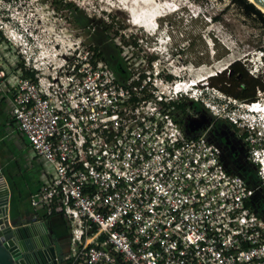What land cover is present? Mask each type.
<instances>
[{"label":"built area","instance_id":"built-area-1","mask_svg":"<svg viewBox=\"0 0 264 264\" xmlns=\"http://www.w3.org/2000/svg\"><path fill=\"white\" fill-rule=\"evenodd\" d=\"M147 80L118 82L88 50L48 57L0 11V91L47 170L30 199L36 221L64 218L70 264H264L255 190L224 168L206 131L186 136L173 108L186 98L233 125L264 190V93H223L218 105L197 85Z\"/></svg>","mask_w":264,"mask_h":264},{"label":"rangeland","instance_id":"rangeland-1","mask_svg":"<svg viewBox=\"0 0 264 264\" xmlns=\"http://www.w3.org/2000/svg\"><path fill=\"white\" fill-rule=\"evenodd\" d=\"M159 1L169 6L157 18V29L150 31L134 24L139 23L140 16L144 17L143 11L139 9L136 15L139 17L135 19L134 12L127 8V3L131 2L135 4V10L138 9V0H0V11L5 23L15 26L21 32L32 33V40L42 45L43 53L47 52L50 56L56 52V58L60 61L76 48L93 53L98 44L96 39H100L98 35L107 34L103 23L113 22L114 28L108 32V37L121 52V60L130 73L126 82H134L141 75L146 77V81L150 77V82H154L157 75L158 79L170 76L169 82H198L197 88L206 89L204 101H213L218 105L222 103L224 94L216 91L219 85L212 88L209 79H202L203 74L214 73L213 76H216L225 71L227 78L230 65L236 61L240 66L247 65L253 75L263 73L264 54L261 49H264V27L256 18L248 16L233 0H157L158 3ZM76 9L92 20V23L88 26L79 25L72 14ZM201 105L212 116L210 110L204 104ZM1 112L2 109L0 168L10 190L11 219L23 224L31 218H25L17 212V204L20 201L26 203L28 192L20 188L19 180H14L13 175L15 169L18 171V167L24 168L22 165H26L27 151L23 143L27 140L22 137L25 141H18L9 123L10 116L6 123L7 115L5 113L3 116ZM178 118L188 137L201 135L205 131L202 129L190 133L187 128L190 117ZM210 123L211 119L207 116L206 127ZM226 124L219 121L214 128L226 131ZM211 131L206 138L214 142L210 137ZM232 139L237 140L236 137ZM222 152V164L230 172H234L229 168L231 163L242 165V172L236 173L255 190L249 201L250 208L264 219V190L257 189L259 182L256 170L246 161L243 162V155L235 160L228 148H223ZM32 176L38 180L37 170L32 172ZM30 183L31 180L27 178L26 184ZM25 209L27 213L30 211L27 206ZM55 221L60 222L58 219ZM45 223L50 225L48 220ZM58 232L54 231L53 237L59 250V246L65 244ZM66 233L65 228L64 235ZM66 254L61 253V259ZM61 264H65L64 259Z\"/></svg>","mask_w":264,"mask_h":264},{"label":"trees","instance_id":"trees-1","mask_svg":"<svg viewBox=\"0 0 264 264\" xmlns=\"http://www.w3.org/2000/svg\"><path fill=\"white\" fill-rule=\"evenodd\" d=\"M236 4H238L244 12L248 16H253L256 18L264 27V14L259 11L254 5L249 3L247 0H233ZM70 6V5H65V7ZM81 12L76 9L75 12L72 14L74 15L76 22L81 25V26H88V24L92 23V20L84 17ZM114 23L110 22L108 24L103 23L104 26V32L107 34L104 36L98 35L100 39H96L98 44H96V47H94V52H95V59L97 60H102L104 61L109 68L112 70L114 73L116 80L120 83H125L129 78H130V73L128 72L127 67L123 64L121 60V55L120 51L118 50L117 46L112 43L111 38L108 36V32L113 29ZM103 32V33H104ZM115 35L117 34L114 33ZM96 35V34H95ZM94 38V36H93ZM92 38V39H93ZM94 40V39H93ZM109 48V49H107ZM262 53L264 54V49H261ZM93 52V53H94ZM228 77L226 78V72L223 71L219 75L212 76L209 78V81H211L210 86L212 88H217L219 85V88L221 92H223L225 95L232 97L236 100L239 101H254L256 100V95L258 92L264 93V71L261 74L258 75H253L250 73L247 65H242L240 66L239 63L236 61L232 63L229 67V72H228ZM146 77L144 75H141L139 77L138 82H134V85H140L141 82L145 79ZM166 79H171L170 76L165 77ZM210 83V82H209ZM174 108V119L180 124L181 126V119L180 118H185L186 117V110H190L194 112V110H197L199 108H202V105L200 103H195L189 99H181L178 102H175L173 104ZM188 110L189 113H191ZM206 111V109H204ZM207 112V111H206ZM208 117H210L211 121L214 120L208 112L206 113ZM223 121V120H219ZM228 125H231L230 123L226 122ZM233 127V125H231ZM182 127V126H181ZM183 132L184 129L182 128ZM208 142H210L208 140ZM60 214L53 212L51 216L46 218L45 220H49L50 218L54 217L55 215ZM62 217V216H61ZM68 225V224H67ZM71 260H67L65 264H70Z\"/></svg>","mask_w":264,"mask_h":264},{"label":"water","instance_id":"water-1","mask_svg":"<svg viewBox=\"0 0 264 264\" xmlns=\"http://www.w3.org/2000/svg\"><path fill=\"white\" fill-rule=\"evenodd\" d=\"M264 13V0H249ZM207 121L190 117L188 131L206 129ZM10 190L0 168V264H61L52 228L45 221L20 224L10 216Z\"/></svg>","mask_w":264,"mask_h":264},{"label":"crops","instance_id":"crops-1","mask_svg":"<svg viewBox=\"0 0 264 264\" xmlns=\"http://www.w3.org/2000/svg\"><path fill=\"white\" fill-rule=\"evenodd\" d=\"M1 109L3 110L2 115L4 116L5 113L7 115V121L6 123H8L9 120V116L11 118V121L9 122L11 124V128L14 130V132L16 133V138L18 139V141L22 140V136L17 132L16 128H15V124L13 121V117L11 115V101H10V95L7 93H4L2 91H0V111ZM5 109L7 110L5 112ZM186 113H189L188 111ZM192 113V114H191ZM189 113V115H187L188 117H195L193 112ZM206 130V129H205ZM204 132V131H203ZM23 144H25V149L27 151V155H26V165H22L24 168L18 167L20 168L18 171L17 169L14 170V180H19L18 183H20V188H23L25 192H28V197L30 198V195H34L37 191H39L42 186L45 183L46 180V167L44 165V163L35 158L34 155L32 154L28 143L25 141ZM14 160V159H13ZM222 161V160H221ZM2 165V164H1ZM224 166V165H223ZM225 168V167H224ZM226 169V168H225ZM35 170H37L38 172V180L36 181V179L32 176V172ZM227 170V169H226ZM229 173L230 170H227ZM29 178L31 180L30 185L26 184V179ZM23 192V191H22ZM31 195V196H32ZM27 198L26 203H23L22 201H20L17 205L18 209L17 212H19L23 217L27 218H33V219H37V215H39L40 211H36L34 210L31 205H30V199ZM26 206L30 208V211H26ZM55 219H58L60 222H56ZM48 221H50V227L52 228L53 231H55V233H57L58 231V235H64V230L65 228L67 229V233H69V227L67 225V223L65 222L64 218L59 216V215H55L54 217L50 218ZM58 228V230H57ZM60 245V243H59ZM59 252L63 253H68V247L67 246H59ZM60 253V254H61ZM64 256V255H63Z\"/></svg>","mask_w":264,"mask_h":264},{"label":"flooded vegetation","instance_id":"flooded-vegetation-1","mask_svg":"<svg viewBox=\"0 0 264 264\" xmlns=\"http://www.w3.org/2000/svg\"><path fill=\"white\" fill-rule=\"evenodd\" d=\"M193 114L195 117H198L204 121H207L206 111L204 109L199 108L197 110H194ZM187 115H189V113L186 114V116ZM217 122H219V120L216 118H214V120L211 121V123L206 127V130H205L206 135L209 131L212 130V128H214L215 123H217ZM222 122H226V121H222ZM224 127L227 129L226 131L219 129L218 127L214 128V130L211 131V136H210L212 141H214V142H210V143H213L214 145H216L218 147V149L220 151V157L223 156L222 151H223V148L226 147V148H228L230 153L234 156L233 158L235 160L241 158L243 155V160H244L243 162L245 163V161H246L248 164H250L256 170V167L254 166V164H252L249 161L248 145L244 141V135H240L234 126L232 127L231 125L226 124ZM233 137H236L237 140L234 141L232 139ZM221 160H222V158H221ZM241 166L242 165H240V163L235 162V163H231L229 168L234 171V172H232V174L238 175L236 172H242V170H243V167H241ZM246 184H247V182H246ZM61 236H62L61 240H63L65 246L68 247L69 233H66L65 235H61Z\"/></svg>","mask_w":264,"mask_h":264},{"label":"bare ground","instance_id":"bare-ground-1","mask_svg":"<svg viewBox=\"0 0 264 264\" xmlns=\"http://www.w3.org/2000/svg\"><path fill=\"white\" fill-rule=\"evenodd\" d=\"M132 1V0H131ZM249 3H251L249 0H247ZM124 3V2H123ZM157 0H143L140 1L138 0V9L135 10V4L129 2L127 3V8H129L130 10H132L134 12V17L135 19H138V17L136 16L137 13L139 12V9L142 10L143 12V16H140V21L139 23H134L135 26L139 25L142 28H146V30L150 31V30H156L157 29V18L160 16V13H162L163 10H166V6H169L167 3L166 5H163L160 3L157 4ZM125 4V3H124ZM252 4V3H251ZM157 5V7H155ZM254 5V4H252ZM255 6V5H254ZM256 7V6H255ZM154 8V9H153ZM257 8V7H256ZM153 9V10H152ZM258 9V8H257ZM259 11H261L260 9H258ZM129 11V10H127ZM262 12V11H261ZM130 13V12H129ZM263 13V12H262ZM264 14V13H263ZM142 15V14H141ZM131 23V22H130ZM56 52H53L51 55H57L55 54ZM51 55L48 57H51ZM220 68V67H219ZM217 70V69H216ZM215 70V71H216ZM219 71V69L217 70ZM213 72V71H212ZM218 73V72H217ZM213 75H215L214 73H209V74H203V78L202 79H209L210 77H212ZM201 76V77H202ZM200 77V78H201ZM193 81V80H192ZM198 82H193V83H188L186 82L185 85L187 86L186 88H181V89H191L190 85H197ZM255 111L259 112V109H256ZM263 111V110H262ZM261 112V111H260Z\"/></svg>","mask_w":264,"mask_h":264},{"label":"clouds","instance_id":"clouds-1","mask_svg":"<svg viewBox=\"0 0 264 264\" xmlns=\"http://www.w3.org/2000/svg\"><path fill=\"white\" fill-rule=\"evenodd\" d=\"M202 89V88H201Z\"/></svg>","mask_w":264,"mask_h":264}]
</instances>
